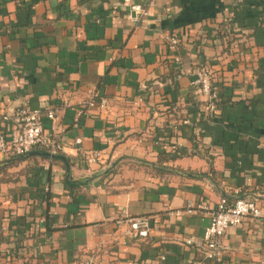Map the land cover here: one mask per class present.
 I'll use <instances>...</instances> for the list:
<instances>
[{
  "label": "crops",
  "instance_id": "1",
  "mask_svg": "<svg viewBox=\"0 0 264 264\" xmlns=\"http://www.w3.org/2000/svg\"><path fill=\"white\" fill-rule=\"evenodd\" d=\"M124 2L0 0V132L19 107L56 110L44 127L64 146L53 159L0 154V264H193L203 248L187 240L209 218L189 206L264 210V0H132L155 3L138 24ZM203 66L215 113L193 85ZM91 90L110 112L79 118ZM124 217L148 218L149 237L130 239ZM224 244L222 264H264L263 222L246 217Z\"/></svg>",
  "mask_w": 264,
  "mask_h": 264
},
{
  "label": "built area",
  "instance_id": "2",
  "mask_svg": "<svg viewBox=\"0 0 264 264\" xmlns=\"http://www.w3.org/2000/svg\"><path fill=\"white\" fill-rule=\"evenodd\" d=\"M124 5L129 8L127 18L132 23L138 24L150 15V7L155 3L143 6L133 3L132 0H125ZM165 11L169 12L170 9L167 7ZM226 29L230 31L228 25ZM164 41L168 49L174 51L180 46V35L178 33L169 34L164 37ZM193 85L205 98L208 112L215 113L220 101V88L215 82L212 68L209 66L198 68L195 71ZM59 98L63 109H70L73 106V96L70 92H60ZM96 107L110 112L111 104L107 98L101 97L96 90H91L78 111V117H89ZM45 119L56 122L58 119L57 111L51 110L44 114L40 110H33L24 106L17 108L12 114L4 115L2 123L5 130L0 132V154L24 156L35 149H45L51 156L62 152L64 146L59 144L45 130ZM75 144L80 146L82 140L77 139ZM96 158V155L88 154L86 159L93 163ZM186 212L188 214L205 213L209 218V225L205 229L201 241L196 242L193 238L187 240L188 245L198 243L203 248V261L193 264H222L226 253L224 238L227 230L241 226L246 217L259 219L264 224V210L257 202L245 198L237 200L221 198L214 208L200 205L195 209L189 206ZM117 225L119 227L128 226L129 230L126 235L132 240L147 239L151 230L150 220L146 217L120 218L117 220ZM163 259L165 258L163 257ZM83 264H97V262L94 257H88Z\"/></svg>",
  "mask_w": 264,
  "mask_h": 264
},
{
  "label": "trees",
  "instance_id": "3",
  "mask_svg": "<svg viewBox=\"0 0 264 264\" xmlns=\"http://www.w3.org/2000/svg\"><path fill=\"white\" fill-rule=\"evenodd\" d=\"M218 31H219V33L220 34H222V32L224 33V27H220L219 29H218ZM34 151H37V152H40L42 155H45V156H47V157H49V158H51V159H53V158H56L60 153H58L57 155H54V156H51L50 155V153L47 151V150H45V149H35V150H33L32 152H34ZM32 152H30L29 154H26V155H24V156H10V157H14V158H25V157H27L28 155H30ZM36 221H37V219H36ZM35 222V221H34ZM35 223H37V222H35Z\"/></svg>",
  "mask_w": 264,
  "mask_h": 264
}]
</instances>
